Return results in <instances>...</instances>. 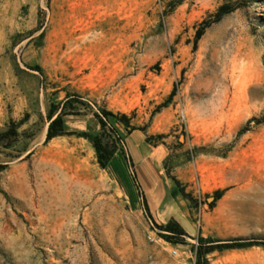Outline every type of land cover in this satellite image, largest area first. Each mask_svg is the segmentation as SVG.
Listing matches in <instances>:
<instances>
[{
  "label": "rangeland",
  "instance_id": "rangeland-1",
  "mask_svg": "<svg viewBox=\"0 0 264 264\" xmlns=\"http://www.w3.org/2000/svg\"><path fill=\"white\" fill-rule=\"evenodd\" d=\"M67 93L85 104L65 130H97L100 108L128 117L103 168L83 136L42 142ZM24 113L27 136L0 145V264H195L197 235L264 240V0H0V129ZM169 217L183 243L157 234ZM205 258L264 264V248Z\"/></svg>",
  "mask_w": 264,
  "mask_h": 264
},
{
  "label": "trees",
  "instance_id": "trees-1",
  "mask_svg": "<svg viewBox=\"0 0 264 264\" xmlns=\"http://www.w3.org/2000/svg\"><path fill=\"white\" fill-rule=\"evenodd\" d=\"M173 3H170L171 7ZM236 7L234 4L223 2L219 4L215 10L211 13L210 19H204L203 25L198 28L194 34V41L200 36L205 26L211 22L218 20L221 16L233 10ZM31 68L40 70L38 65H32ZM172 90L168 93L166 100L172 95ZM85 103L79 99L77 94L67 93L64 98L58 102H49L45 111V119L47 121L43 143L48 141L50 138L55 136L64 135L66 133H75L78 136H83L89 140L93 148L95 160L100 167H105L110 161L114 153L119 152L122 155L121 149L118 148V141L122 140L123 134L118 130L116 124L119 123L124 126L125 131L128 127V117L124 113H115L110 110L100 108L99 111H90L92 116L95 118L98 125L97 130H78L68 131L63 127L64 115L68 114H79L78 106L84 105ZM164 104V103H162ZM27 119V113H24L21 118L16 121L8 120L4 123V126L0 129V145L3 147H10L15 141L18 140L20 135H26L23 130H19V126ZM133 128V127H132ZM159 136V134H158ZM147 136L145 140H147ZM25 150V144L17 146L16 151L12 156H16ZM28 152L26 153V155ZM6 163L0 162V171L4 169ZM172 182L174 183V189L171 190V194L179 192L180 195L187 201L190 200L189 193L183 191L177 185V181L171 176ZM221 189H214L212 192L211 201L207 204L212 206L214 200L221 195ZM141 206L143 211L148 215V208L146 201L141 196ZM196 206V205H194ZM155 226L158 229V235L164 240L171 243H183L184 237L188 234L182 228V226L173 218L169 217L162 223H156ZM196 243L190 244V250L193 254V261L195 264H206L205 254L216 249L223 250L229 248H245L251 245H260L264 248L263 239H255L248 237H232L226 239H210L208 237H202L197 235Z\"/></svg>",
  "mask_w": 264,
  "mask_h": 264
},
{
  "label": "crops",
  "instance_id": "crops-1",
  "mask_svg": "<svg viewBox=\"0 0 264 264\" xmlns=\"http://www.w3.org/2000/svg\"><path fill=\"white\" fill-rule=\"evenodd\" d=\"M160 201H161V198L158 197V199H157L155 205H156V206L159 205V204H160ZM147 204H148V203H147ZM149 209H150V208H149Z\"/></svg>",
  "mask_w": 264,
  "mask_h": 264
},
{
  "label": "built area",
  "instance_id": "built-area-1",
  "mask_svg": "<svg viewBox=\"0 0 264 264\" xmlns=\"http://www.w3.org/2000/svg\"><path fill=\"white\" fill-rule=\"evenodd\" d=\"M150 239H151V238H150ZM171 252H172V253H175V251H174V250H172Z\"/></svg>",
  "mask_w": 264,
  "mask_h": 264
}]
</instances>
